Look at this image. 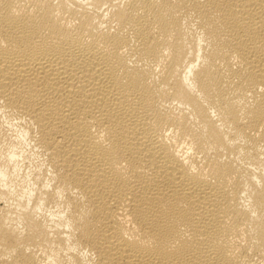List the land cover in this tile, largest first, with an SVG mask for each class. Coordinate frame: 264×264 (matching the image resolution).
<instances>
[{
  "label": "bare ground",
  "instance_id": "6f19581e",
  "mask_svg": "<svg viewBox=\"0 0 264 264\" xmlns=\"http://www.w3.org/2000/svg\"><path fill=\"white\" fill-rule=\"evenodd\" d=\"M0 264H264V0H0Z\"/></svg>",
  "mask_w": 264,
  "mask_h": 264
}]
</instances>
